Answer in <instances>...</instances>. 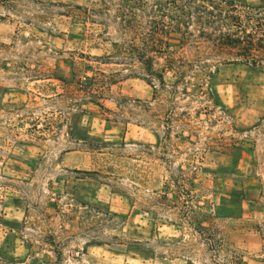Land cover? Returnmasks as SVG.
Returning a JSON list of instances; mask_svg holds the SVG:
<instances>
[{"label":"rangeland","instance_id":"1","mask_svg":"<svg viewBox=\"0 0 264 264\" xmlns=\"http://www.w3.org/2000/svg\"><path fill=\"white\" fill-rule=\"evenodd\" d=\"M178 2L161 84L121 0H0V264H264V70Z\"/></svg>","mask_w":264,"mask_h":264},{"label":"trees","instance_id":"2","mask_svg":"<svg viewBox=\"0 0 264 264\" xmlns=\"http://www.w3.org/2000/svg\"><path fill=\"white\" fill-rule=\"evenodd\" d=\"M192 6L199 14L195 23L210 29L201 31L200 37L208 42L212 55H230L237 63L264 70V0L252 5L234 0H201ZM189 8L190 4H181L178 0H121L114 8L113 19H119L122 30L140 35L139 45L132 47L131 41L124 47L122 62L138 64L149 82L154 79L163 84L164 72L173 70L175 65L171 54L161 45L177 39L174 34L188 24L185 17L189 15ZM178 38L182 41L186 37ZM157 56L164 59L161 69L154 68Z\"/></svg>","mask_w":264,"mask_h":264},{"label":"crops","instance_id":"3","mask_svg":"<svg viewBox=\"0 0 264 264\" xmlns=\"http://www.w3.org/2000/svg\"><path fill=\"white\" fill-rule=\"evenodd\" d=\"M27 98L28 97H0V113L9 112L7 110H10L14 107L18 108V110H21V108L23 106V102H25L27 100ZM1 104H4V105H1ZM6 104L8 105L7 110L4 109V108H6ZM0 119H2V118H0ZM6 130L7 129L4 127L0 128V135L4 136V138H2V141H4V144H7V140H8V138H6L7 137L6 135H8V132ZM72 156L73 155L70 151V155L68 157H72ZM63 158H64V156H63ZM65 164L74 165V163H68L67 161H65Z\"/></svg>","mask_w":264,"mask_h":264}]
</instances>
